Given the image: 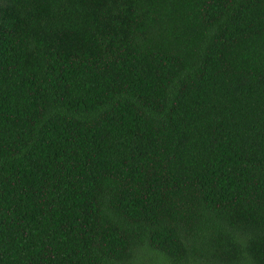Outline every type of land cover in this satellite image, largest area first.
Wrapping results in <instances>:
<instances>
[{"label": "trees", "instance_id": "trees-1", "mask_svg": "<svg viewBox=\"0 0 264 264\" xmlns=\"http://www.w3.org/2000/svg\"><path fill=\"white\" fill-rule=\"evenodd\" d=\"M0 264H264V0H0Z\"/></svg>", "mask_w": 264, "mask_h": 264}]
</instances>
